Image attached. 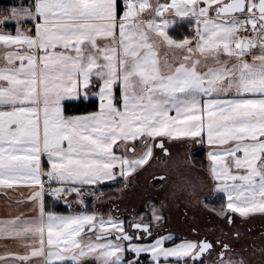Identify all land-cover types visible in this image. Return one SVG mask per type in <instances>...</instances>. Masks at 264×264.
<instances>
[{"label": "snow or ice", "instance_id": "6c2138e0", "mask_svg": "<svg viewBox=\"0 0 264 264\" xmlns=\"http://www.w3.org/2000/svg\"><path fill=\"white\" fill-rule=\"evenodd\" d=\"M76 102L96 110L68 113ZM177 141L207 146L226 223L264 216V0L0 7V189L27 190L18 203L32 212L0 219V264H252L224 240L163 235V202L131 220L89 207L102 185L129 188L158 158L186 163L172 160ZM150 179L167 187V175Z\"/></svg>", "mask_w": 264, "mask_h": 264}, {"label": "rangeland", "instance_id": "374dc122", "mask_svg": "<svg viewBox=\"0 0 264 264\" xmlns=\"http://www.w3.org/2000/svg\"><path fill=\"white\" fill-rule=\"evenodd\" d=\"M173 156L176 157L177 155ZM164 159L167 160L168 158ZM160 167H162L160 162L158 165L154 163L150 173L153 170H158ZM176 174L174 173L173 176ZM176 182L178 183V181L173 182L170 180L167 183V187L163 188L161 192H159L158 186L156 188H150L149 185L151 183L149 185L147 183H141L140 185L134 184L132 185L133 191L119 192L117 200L102 199V202H97L94 205L90 204L89 207L95 208L99 206L98 210L107 216L117 206L119 209L118 215L123 219L131 220L135 214H148L149 204L145 203L146 200L150 203H156L157 207H159L160 202H163L164 208L167 211V220L164 223V227L159 230L163 235H171L177 243L187 238L186 235L190 234V227H195L196 225V228L201 230L202 235L210 236V240H224L237 253L243 255L245 259L250 260L252 264H260V250L264 249V216L259 214L250 216L256 218L250 219L249 217V220L241 225L233 217L235 223L228 224L225 222L224 217L218 215L220 211L215 212L208 208L205 203L207 200H201L203 188L206 184H191L187 182V179L178 184ZM185 184L196 187L200 192L199 199L188 196L180 199L174 198L171 195L173 190L182 189ZM164 208L162 211H164ZM234 233H239V238L237 236L234 237Z\"/></svg>", "mask_w": 264, "mask_h": 264}, {"label": "crops", "instance_id": "0c3cea01", "mask_svg": "<svg viewBox=\"0 0 264 264\" xmlns=\"http://www.w3.org/2000/svg\"><path fill=\"white\" fill-rule=\"evenodd\" d=\"M169 148H170L171 153H172V160H175L178 158H183L186 161V163L180 165L178 168H173L171 166V161H169L168 164H166V165L162 164V167H160L158 170H153L151 173H150V171L152 169H150L149 172H147V173L141 171V173L138 174V178L133 181L132 185H134V184L140 185L141 183L142 184L147 183L149 185L152 182L150 179L151 174L156 173V174H160V175H167L168 182H170V180H171L173 182L178 181V183H181V181L187 179V182L191 183V184H199V185L200 184H206L203 188V193L201 196L202 197L201 200H203V201L210 200L213 197L219 195V194L213 195L212 191H211L213 182H212L211 176L209 174V170H208L209 161L207 160L206 168H203V167H199V166L195 165L191 159V154L194 151H198V150H204L206 152V158H207V151H208L207 146H201V145L193 146V145L186 143V142L177 141V142L170 143ZM157 152H159V150H157ZM173 155H177V156L175 157ZM174 157H175V159H173ZM159 162H160V160L158 158L156 161V164L158 165ZM165 168H168L169 171L165 172L164 171ZM174 173H177V174L175 176H173ZM106 184H112V182H108ZM132 185L129 188L122 189L120 192H122V191L123 192L124 191L125 192L133 191ZM157 188L159 189V192H161L163 189V188H160L159 186ZM26 196H27V190H23V192H20V191H14V190L0 189V219L12 218L14 216V214H16L18 211H23L28 216L32 215V212L30 211L29 208L25 207L21 203H18L19 201L26 199ZM89 199H93V198H89ZM115 200H117V198ZM98 207L99 206H96L95 208L98 209ZM113 212H115L118 215L119 209L117 208V206L115 208H113ZM163 212H164L163 214L166 216L167 211L165 210V208H164ZM231 215H232V217L235 218L236 222L240 225L242 223H246L249 220V217L248 218H241L238 214H231ZM251 218H256V217H250V219ZM191 224H192V222H191ZM180 230L182 231L181 228H180ZM201 233H202L201 230L199 228H196V225H195V227L191 226L190 227V234L186 235L187 238H185V239L195 240V239H203V238L207 237L210 240V236L202 235ZM236 234L235 233L233 234L234 237L237 236ZM181 241H178L177 243H180ZM3 250L4 249L2 247V242H0V252H2ZM149 259H150V257H149Z\"/></svg>", "mask_w": 264, "mask_h": 264}, {"label": "trees", "instance_id": "16d2710c", "mask_svg": "<svg viewBox=\"0 0 264 264\" xmlns=\"http://www.w3.org/2000/svg\"><path fill=\"white\" fill-rule=\"evenodd\" d=\"M14 2V0H0V7L9 6ZM188 33V28L186 25L178 26V30L175 33L177 37L184 36ZM96 110L95 105L92 102H87L84 104L81 103H70L68 105L67 111L70 114L74 115H81L86 114L87 112H91ZM191 159L193 163L199 167L206 168L207 166V158L206 152L204 150L194 151L191 154ZM102 191L104 192V197L102 199L109 200V199H116L119 196V192L122 190L120 185L112 184H105L101 186ZM51 198L46 197V200H50ZM94 199V198H93ZM206 205L208 208L214 210L215 212L221 211L222 205L225 204V200L220 196L217 195L210 200H207ZM54 212L58 214H67L65 211L64 205L61 203H55L52 207Z\"/></svg>", "mask_w": 264, "mask_h": 264}]
</instances>
